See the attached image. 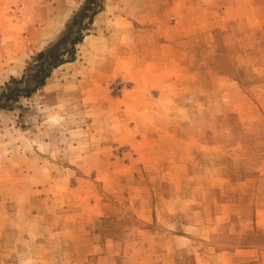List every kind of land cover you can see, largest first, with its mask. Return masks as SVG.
Returning <instances> with one entry per match:
<instances>
[{
    "label": "rangeland",
    "instance_id": "1",
    "mask_svg": "<svg viewBox=\"0 0 264 264\" xmlns=\"http://www.w3.org/2000/svg\"><path fill=\"white\" fill-rule=\"evenodd\" d=\"M83 2L0 0V87ZM83 33L73 61L0 104V217L45 225L44 264L263 249L264 0H102Z\"/></svg>",
    "mask_w": 264,
    "mask_h": 264
},
{
    "label": "trees",
    "instance_id": "2",
    "mask_svg": "<svg viewBox=\"0 0 264 264\" xmlns=\"http://www.w3.org/2000/svg\"><path fill=\"white\" fill-rule=\"evenodd\" d=\"M101 4L102 0H84L56 39L32 56L21 76H11L0 87V104L2 101L14 102L21 96H30L46 83L52 69L73 61L76 45L82 41L86 34L83 31L92 23L94 15L101 9Z\"/></svg>",
    "mask_w": 264,
    "mask_h": 264
},
{
    "label": "crops",
    "instance_id": "3",
    "mask_svg": "<svg viewBox=\"0 0 264 264\" xmlns=\"http://www.w3.org/2000/svg\"><path fill=\"white\" fill-rule=\"evenodd\" d=\"M130 23L134 30L132 20H130ZM91 214L100 215L102 212L97 213L92 207ZM3 216L0 217V264H44L46 261H55L52 258L47 259L46 255L44 258H36L37 255L31 253V246H43L42 241L37 239L35 235L39 234L45 225L42 223L31 224L28 221L21 223L9 222V218ZM109 241L112 242L111 245L116 244L114 240ZM230 254L235 260L231 264H264V248L235 249ZM102 257L105 258L106 255ZM115 257V255L108 257L111 264H115Z\"/></svg>",
    "mask_w": 264,
    "mask_h": 264
}]
</instances>
